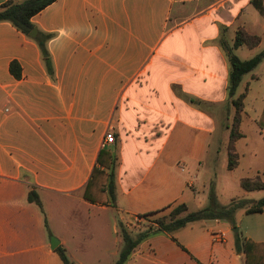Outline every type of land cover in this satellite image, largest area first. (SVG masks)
Here are the masks:
<instances>
[{"label": "crops", "instance_id": "0c3cea01", "mask_svg": "<svg viewBox=\"0 0 264 264\" xmlns=\"http://www.w3.org/2000/svg\"><path fill=\"white\" fill-rule=\"evenodd\" d=\"M32 22L36 37H50L52 73L36 37L0 23V264H63L51 239L68 254L65 235L78 233L74 248L86 252L81 241L111 215L133 230L139 216L180 205L205 209L211 140L235 113L223 46L232 47L242 29L259 38L253 48L234 50L242 61L264 50V14L253 0H57ZM13 62L20 78L10 71ZM254 71L235 96L246 93L235 170L245 155L244 121L264 134ZM108 132L114 144H105ZM95 169L109 177L105 187L103 177L93 179ZM31 192L42 208L29 201ZM250 206L246 216L264 217L247 215ZM111 225L118 235L117 222ZM236 225L238 233L207 219L151 236L127 264H246L236 234L263 242L264 229ZM215 233L225 234L223 242H213ZM118 243L116 255L122 238Z\"/></svg>", "mask_w": 264, "mask_h": 264}, {"label": "trees", "instance_id": "16d2710c", "mask_svg": "<svg viewBox=\"0 0 264 264\" xmlns=\"http://www.w3.org/2000/svg\"><path fill=\"white\" fill-rule=\"evenodd\" d=\"M57 0H11L3 4L0 8V23H10L17 30L23 32L26 35H30L35 29L32 22L34 16L42 12L48 6L56 2ZM255 7L264 14V7L262 3L253 0ZM50 37L39 34L35 40L38 42L41 49L42 57L49 73H52V62L51 56L47 49V42ZM259 44V38L248 35L244 30L239 29L236 33L234 45L229 47L228 45L223 46L226 57L229 62V83H228V96L231 100V104L235 110L231 125L229 127L230 136L229 144L227 147L228 152V169L230 171L235 170L239 166V154L236 151V143L243 138L241 132V122L244 112V99L246 93L235 98L237 89L242 82L245 75L254 71L264 59V50L255 56L251 60L242 61L234 52L241 46H247L253 48ZM10 71L17 78L21 76V68L17 62H13L10 66ZM260 129H264V111L260 120L258 121ZM98 175L104 178L103 187L106 186L108 176L105 173H100L95 169L93 173V179ZM240 187L246 192H255L264 190V180L257 177L255 179L243 178L240 181ZM110 198L114 200V186H109ZM88 192V189H87ZM103 192V190H102ZM85 199L91 200L88 194H85ZM29 201L35 202L40 208L42 203L38 196L31 192L29 194ZM247 203L243 201L233 200L227 206H220L213 201L211 205L199 212H188L186 205H180L173 209L168 217H162L156 220L153 225L148 228L136 231L131 230L126 225L120 224V234L123 241V247L119 255V260L116 264H127L131 255L135 249L149 237L158 234H169L172 235L175 232L187 227L188 225L207 219L224 220L236 227L235 213L241 208H245ZM248 205V204H247ZM264 212V200H260L256 203L251 204L246 209L247 215L261 214ZM157 213H151L139 218H147L150 216L158 215ZM160 214V213H159ZM184 214V216H181ZM236 248L245 255L246 264H264V241L255 242L253 240L241 241L239 234H236ZM55 252L58 254L63 264H74L67 256L65 248L58 246Z\"/></svg>", "mask_w": 264, "mask_h": 264}, {"label": "rangeland", "instance_id": "374dc122", "mask_svg": "<svg viewBox=\"0 0 264 264\" xmlns=\"http://www.w3.org/2000/svg\"><path fill=\"white\" fill-rule=\"evenodd\" d=\"M250 18L259 20L258 14H255L253 8L248 11ZM252 13V14H251ZM257 24V23H256ZM254 73L260 75L261 80L255 86V96L258 97L257 104L260 105L264 97V64L260 65ZM226 122H222L217 133L211 140V148L209 157H214V160L208 161V168L206 169L207 174L213 175L212 181L205 180V189L202 190V195L205 197L204 206L209 207L213 201L220 206H227L233 200L243 201V203L253 204L260 200H264V190L255 192H244L240 187V180L243 178L255 179L257 177L264 180V134L258 129L254 122L245 120L242 130L247 137V144H243L245 155L242 157V164L240 168L231 172L228 170V157L226 146L229 141L230 130ZM228 126V128H227ZM245 142V143H246ZM255 150L256 154H250L251 150ZM196 182V180H194ZM198 188V185H195ZM240 195H242L240 197ZM173 209L165 211L155 216L138 219L135 222V228L133 230L141 231L148 228L150 225L156 222L157 219L162 217H168ZM184 216V214H181ZM112 219L109 224L101 225L100 229L96 226L93 227L91 239L81 241L85 245L86 252L79 253L74 248V242L79 241L80 236L78 233L65 235L71 246V251L67 254L69 260L74 263V260H81L85 264H116L119 260V254L116 255L118 249L121 248V244L118 240L121 238L120 224L121 223L116 215H111ZM235 223H241L244 228L251 229H264V217L263 216H246L244 209L241 208L236 211L234 216ZM117 222L118 235L115 234L112 228L111 222ZM232 226V225H231ZM239 228L238 226H236ZM64 234V233H63ZM78 235L79 237H76ZM264 238V236H262ZM117 239V242L115 241ZM81 242H78L80 244Z\"/></svg>", "mask_w": 264, "mask_h": 264}, {"label": "built area", "instance_id": "2783aa9c", "mask_svg": "<svg viewBox=\"0 0 264 264\" xmlns=\"http://www.w3.org/2000/svg\"><path fill=\"white\" fill-rule=\"evenodd\" d=\"M116 141L115 136L113 133L108 132L105 137V144L111 145L114 144ZM225 238L224 233H215L213 234V242L214 243H221Z\"/></svg>", "mask_w": 264, "mask_h": 264}, {"label": "water", "instance_id": "95a60500", "mask_svg": "<svg viewBox=\"0 0 264 264\" xmlns=\"http://www.w3.org/2000/svg\"><path fill=\"white\" fill-rule=\"evenodd\" d=\"M36 35H37V31L34 29V30L31 32L30 36H31L32 38H35ZM233 232H234V233H238V232H239V228L235 227V228L233 229ZM59 244H60V242H59L58 239H56V238H52V239H51V247H52L53 250H56L57 247L59 246Z\"/></svg>", "mask_w": 264, "mask_h": 264}]
</instances>
